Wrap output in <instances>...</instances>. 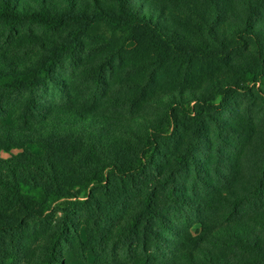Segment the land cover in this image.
<instances>
[{"label":"trees","instance_id":"trees-1","mask_svg":"<svg viewBox=\"0 0 264 264\" xmlns=\"http://www.w3.org/2000/svg\"><path fill=\"white\" fill-rule=\"evenodd\" d=\"M0 264H264V0H0Z\"/></svg>","mask_w":264,"mask_h":264},{"label":"rangeland","instance_id":"rangeland-1","mask_svg":"<svg viewBox=\"0 0 264 264\" xmlns=\"http://www.w3.org/2000/svg\"><path fill=\"white\" fill-rule=\"evenodd\" d=\"M0 156H2V157H4V158L8 157L7 155H5V154H3V153H0Z\"/></svg>","mask_w":264,"mask_h":264}]
</instances>
